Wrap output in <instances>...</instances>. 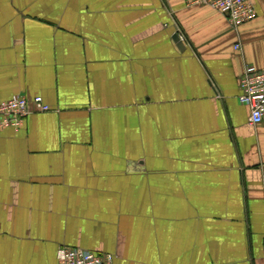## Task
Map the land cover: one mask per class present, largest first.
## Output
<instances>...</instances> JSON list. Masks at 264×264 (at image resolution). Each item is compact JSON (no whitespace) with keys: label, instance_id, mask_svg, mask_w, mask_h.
I'll return each mask as SVG.
<instances>
[{"label":"crops","instance_id":"1","mask_svg":"<svg viewBox=\"0 0 264 264\" xmlns=\"http://www.w3.org/2000/svg\"><path fill=\"white\" fill-rule=\"evenodd\" d=\"M254 5L236 28L191 0H0V103L51 108L0 130V264H264V124L239 102L264 70Z\"/></svg>","mask_w":264,"mask_h":264},{"label":"built area","instance_id":"2","mask_svg":"<svg viewBox=\"0 0 264 264\" xmlns=\"http://www.w3.org/2000/svg\"><path fill=\"white\" fill-rule=\"evenodd\" d=\"M193 5L209 6L227 16L231 24L239 28L257 18L254 0H191ZM180 41L186 38L175 24ZM240 49V46H237ZM239 102L250 109V124H264V70L248 67L240 79ZM50 106L40 96L29 98L17 95L0 103V130H19L34 111L49 112ZM58 264H115L112 254H99L83 248L60 246L57 251Z\"/></svg>","mask_w":264,"mask_h":264},{"label":"water","instance_id":"3","mask_svg":"<svg viewBox=\"0 0 264 264\" xmlns=\"http://www.w3.org/2000/svg\"><path fill=\"white\" fill-rule=\"evenodd\" d=\"M175 40H176L177 42H179L180 47H182L183 44H182V42L180 41L178 35L175 36Z\"/></svg>","mask_w":264,"mask_h":264}]
</instances>
